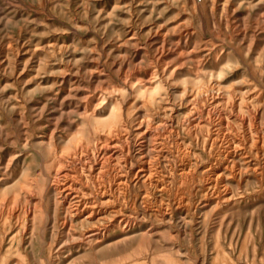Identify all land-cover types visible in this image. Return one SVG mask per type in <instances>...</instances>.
<instances>
[{
  "label": "rangeland",
  "instance_id": "374dc122",
  "mask_svg": "<svg viewBox=\"0 0 264 264\" xmlns=\"http://www.w3.org/2000/svg\"><path fill=\"white\" fill-rule=\"evenodd\" d=\"M0 264H264V0H0Z\"/></svg>",
  "mask_w": 264,
  "mask_h": 264
},
{
  "label": "bare ground",
  "instance_id": "6f19581e",
  "mask_svg": "<svg viewBox=\"0 0 264 264\" xmlns=\"http://www.w3.org/2000/svg\"><path fill=\"white\" fill-rule=\"evenodd\" d=\"M116 108H117V107H116ZM116 108H115V109H116ZM117 110H118V109H117ZM185 170H187V169H185Z\"/></svg>",
  "mask_w": 264,
  "mask_h": 264
}]
</instances>
